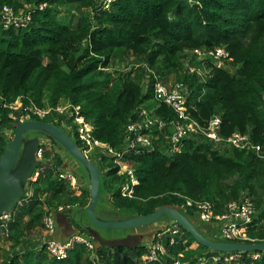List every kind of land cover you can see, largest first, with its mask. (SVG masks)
I'll return each mask as SVG.
<instances>
[{
	"label": "trees",
	"instance_id": "1",
	"mask_svg": "<svg viewBox=\"0 0 264 264\" xmlns=\"http://www.w3.org/2000/svg\"><path fill=\"white\" fill-rule=\"evenodd\" d=\"M26 5L35 6L26 28L4 29L0 24V96L8 105L20 103L16 110L0 105V155L10 140L3 129L13 130L15 121L25 115V106H45L44 93L47 106L55 108L61 99L67 100L92 125L93 138L120 151L125 142L122 129L139 119L138 109L162 118L166 126L175 118L170 107L153 100L155 81L181 83L186 87L183 107L190 119L204 127L211 117L219 116L222 137L246 133L251 143L261 147L263 156L213 146L200 134L182 139L172 150L164 137L171 129L161 133L153 128V150L122 158L136 178L130 197L121 192L128 176L118 173L111 159L102 157L105 163H97L102 167L101 191L109 199L111 213L106 217L143 216L168 206L182 209L190 220L197 217L196 208L187 206L186 200L210 202L213 213L219 215L229 203L246 197L256 209L245 228L247 240L215 239L214 229L195 228L213 241H264V0H115L107 11L101 9L100 0H0V8L15 11ZM71 7L81 10L76 26L70 24ZM62 11L65 15L60 17ZM74 30L85 43L76 54L63 46ZM215 48L228 52L230 60L225 64L230 73L209 59L197 61L193 56L195 50ZM186 62L203 75L185 70ZM170 77L174 80L169 81ZM52 119L41 121L61 127V116ZM63 164L56 151L42 150L41 170L27 186L32 195L22 198L10 214L7 231H0L7 244L6 250L0 247L6 264H172L175 260L200 264L202 258L221 253L200 244L191 247L195 240L180 226L181 237L170 244L165 234L166 252L152 262L141 260L147 253L142 243L130 249L90 241L93 250L76 244L61 260L49 257L43 247L18 251L23 239L42 227L41 219L48 212L55 227V215L68 213L74 230L70 236L86 233L73 214L85 216L88 188L81 186L80 193L74 194L69 183L57 176ZM62 231L63 227L56 228L54 237L65 241L70 236L64 237ZM253 252H243L237 264H264L263 251H257V260L251 259Z\"/></svg>",
	"mask_w": 264,
	"mask_h": 264
},
{
	"label": "built area",
	"instance_id": "2",
	"mask_svg": "<svg viewBox=\"0 0 264 264\" xmlns=\"http://www.w3.org/2000/svg\"><path fill=\"white\" fill-rule=\"evenodd\" d=\"M114 1L115 0H100L101 9L107 11ZM44 6L45 4L39 5L40 8ZM34 7L35 6L33 5H26L19 11H15L9 6L1 7L0 24L4 29L11 28L17 30L20 28H26L31 20V14ZM193 56L197 61L209 59L210 63L218 68H221L222 65H226L225 63L230 60L228 52L223 48H215L214 50L209 51L195 50ZM183 68L189 73L196 71L199 75H203V71L196 70V68L189 62L184 63ZM186 94V87L181 83L176 82L174 84L171 83L166 85L159 80H156L153 86V100L156 102V105L163 103L170 107L176 114L175 118L166 126L167 122L162 118L149 115L150 111L144 108L138 109L137 115L139 119L129 121L122 129L125 142L120 151H114L108 144L101 143L93 138L91 136L92 125L86 122L84 118L78 114L77 108L69 103L63 105L58 104L55 108H50L49 106H43L42 108H38L34 105L25 106L23 108L25 115L20 120L29 119L30 117H35L36 120L53 117V119L58 120V117L61 116V119L59 120L60 126L63 129L65 128L64 130H67L76 138L80 145L78 148L86 157H88L87 154H89L92 157H95L100 163L102 156H108L113 163L118 166V170L123 167L121 173H125L128 176L129 183H125L121 186V192L129 197L132 194V186L135 184L136 178L133 176L132 169L128 168L123 163L122 158L124 155H130L131 153L138 154L143 150H153L150 140V138L153 137V128L161 133L165 132L167 127L171 129V133L164 135V137L169 139L172 150L177 148L182 139L190 137L192 134H200L203 138L210 141L213 146L250 150L260 157L263 156L261 153V147L251 143L248 134L246 133L241 134L239 132H234L226 138L222 137L219 134V116L211 117L204 127H201L195 120L190 119L186 115L183 107L186 101ZM0 105L3 107H10L14 110L18 109L16 102L8 105L2 101L1 96ZM41 154L42 149L39 148L37 158H40ZM57 176L60 180L68 182L70 188L75 190V194L80 193L81 186L71 171L61 170L58 172ZM37 177L38 174L36 173V176L32 178V180L35 181ZM28 192L29 195L25 191L24 199L29 198L33 193L31 190ZM186 205H194L197 218L202 222L216 225L215 233L219 238L228 240H247L245 235L246 225L253 220V217L256 214L254 204L246 197L239 202L229 203L226 211L219 215L213 213V205L207 201L186 200ZM60 209L61 208L58 210ZM10 214L11 213L0 216V231H7V225L11 221ZM41 224L44 230V236L39 248L43 247L49 257L57 260L65 259L70 250L76 244H83L88 250H93V244L90 241L85 240L81 234H74L65 241L56 239L54 237L56 227L52 213L48 212L44 214L41 219ZM165 234H168L169 236V243L173 244L175 237H181L179 225L172 222L171 225L154 231L150 246L147 247V253L142 256L144 262L156 261L159 255L165 254L166 250L163 245V236ZM234 243L245 242L235 241ZM242 254L243 252H221L220 254L212 255L209 258H202L200 264H204L207 261H210L212 264H237L242 258ZM262 254L264 257V251ZM90 257L92 259L95 256L92 254ZM259 258L260 254L258 252L251 253L252 260H257ZM172 264H180V262L175 260Z\"/></svg>",
	"mask_w": 264,
	"mask_h": 264
},
{
	"label": "water",
	"instance_id": "3",
	"mask_svg": "<svg viewBox=\"0 0 264 264\" xmlns=\"http://www.w3.org/2000/svg\"><path fill=\"white\" fill-rule=\"evenodd\" d=\"M221 68L227 73L231 72L229 66L222 65ZM62 129V127L60 128L50 122L36 119L15 121L12 138L5 143L3 152L0 155V216L14 211L25 194V184H27L35 169L41 165V160L37 158L40 145L38 135L29 136L28 134L29 131H36L45 135V138L52 145L66 152L85 171L88 179L89 198L88 203L83 208V212L92 225L85 226L83 223H80V226L86 232L81 234L85 240H93L98 245L108 248H136L140 243V238L137 235L128 234L123 237L107 239L98 234L96 229L101 231L137 229L156 222L162 216H168L173 222L185 230V232L190 234L196 244H200L212 251H264V241L256 243H234L207 239L198 232L195 226L180 211L173 207L161 206L153 213L143 216H125L119 218L99 217L95 212V207L101 192L99 167L90 158L85 156L78 146H76L74 140ZM63 168H66L65 163L62 166V170ZM78 183L82 186L81 178H78ZM68 216V213L63 212L55 215V221L58 227H63L62 235L64 237H69L74 233L73 228L68 222Z\"/></svg>",
	"mask_w": 264,
	"mask_h": 264
},
{
	"label": "rangeland",
	"instance_id": "4",
	"mask_svg": "<svg viewBox=\"0 0 264 264\" xmlns=\"http://www.w3.org/2000/svg\"><path fill=\"white\" fill-rule=\"evenodd\" d=\"M80 12L81 10L77 7H71L70 8V24L72 26H76L78 24V20L80 18ZM65 12L62 11L59 15L60 17H63L65 14ZM84 40L79 37V33L78 31L74 30L67 38L65 43L63 44V46L65 48H67V50L73 52V53H78V50L84 45ZM174 78L170 77L169 81H173ZM171 84V82H170ZM16 102V106H18V108H20V103L19 101H15ZM43 102L44 105L47 106V93H44L43 96ZM68 103L67 100L61 99L59 104H66ZM14 106V104H13ZM51 118V117H50ZM53 118V117H52ZM33 119H35V117H33ZM54 121V119H52ZM56 121V120H55ZM61 128V127H60ZM65 129V128H64ZM63 130V129H62ZM67 133V131H65ZM3 133L5 134L7 139H11L12 138V134H13V130L11 129H3ZM29 136L31 135H38L39 138V148L42 149L44 151V149L46 150H50L53 149L54 152L56 151L62 158L63 162L66 164V168H63V171H71L72 173H74L78 178H81V182H82V187L88 188V179L86 177L85 171L82 168L81 165H79L76 161H74L73 158H71L68 154H66V152L62 151L61 149H59L58 147L52 145L50 143V141L45 138L46 136L43 134H40L36 131H29L28 132ZM72 137V135H71ZM74 140V139H73ZM168 154V153H167ZM88 158L92 159L96 164L98 162V160L95 159V157H92L91 155L87 154ZM107 158V160L110 159V157L108 156H102ZM38 159L41 160V157ZM100 163H105V161L102 162V160H100ZM99 167V166H98ZM41 167H39V169H35L34 173L32 174V176H30L27 184H25V191L26 193L29 195L28 191H32V189L28 186V183L31 182L32 178H34L36 176V173L39 174V171ZM102 168V167H101ZM99 167V171H100V176L102 175V169ZM123 167H121L118 172L121 173ZM75 176V177H76ZM76 177V178H77ZM77 178V179H78ZM36 180V179H35ZM33 181V180H32ZM70 190L75 194V190H72L70 188ZM81 191V190H80ZM79 191V192H80ZM24 197V196H23ZM109 199L107 198V196L103 193V191L100 192V197L99 200L97 202V205L95 207V212L96 215H98L101 218H108L106 217L107 215H109L110 210V205H109ZM22 199L19 201V204H22ZM17 205V206H18ZM17 209V207H16ZM178 209V208H177ZM180 212H182V209H178ZM73 212V211H72ZM74 215V220L77 221H81L85 226H92L89 223V220L87 219L86 216H84L83 214H73ZM79 215V216H78ZM121 216H113L110 218H119ZM190 222L201 232H210L214 229V238H219V236L215 233L216 232V225L214 224H209V225H204L203 223L199 222V220L197 219V217L194 218H189ZM172 219L168 216H162L159 220H157L156 222L142 227V228H137V229H128V230H110V231H104V230H97L98 234H100L102 237L104 238H118V237H123L125 235L131 234V235H137L140 238V243L144 244L146 247L150 246V242L152 239V235L154 233V231H156L157 229H163L165 226L171 225L172 224ZM58 229V226L56 227ZM94 228V227H93ZM95 229V228H94ZM44 236V230L43 228H38L35 229L31 234L30 237H27L25 239H23L22 243L20 244L21 246H19V248H17L18 251H23V250H27V249H38L42 239ZM93 244H98L97 242L92 240ZM0 247L3 250L7 249V244L3 243V240L0 237ZM191 247H196V243L191 244ZM0 250V264H6V262H4V260L2 259V251ZM142 260V258H141Z\"/></svg>",
	"mask_w": 264,
	"mask_h": 264
}]
</instances>
